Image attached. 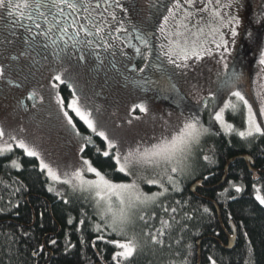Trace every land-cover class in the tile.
I'll return each instance as SVG.
<instances>
[{"label":"trees","instance_id":"trees-1","mask_svg":"<svg viewBox=\"0 0 264 264\" xmlns=\"http://www.w3.org/2000/svg\"><path fill=\"white\" fill-rule=\"evenodd\" d=\"M243 47L250 54L252 46ZM247 56L243 59L245 63ZM248 63L244 68L233 67L230 74L236 71L239 77L237 89L242 90L256 107L253 67ZM154 70H151L152 78L157 77L152 74ZM167 90L165 92L163 86L157 88L158 99L189 110L203 124L209 122L208 119L203 121L196 106L175 85H169ZM60 91L64 95L66 91L71 93L66 84ZM230 97L229 92L220 90L217 107ZM235 113L227 109L226 119L235 123L236 130L245 129L239 125L246 119L245 112ZM78 128L90 134L85 125L78 123ZM210 136H207V145L213 148V153L206 155L208 159L197 157L192 177L181 179L173 189L169 187L160 200L168 208L167 212L157 205L147 215L151 217L147 224L137 220L141 230L138 249L128 260L120 258V264H199V244L200 264H212L210 256L214 257L215 264H264V207L251 192L252 180L247 164L239 159L249 155L254 159L255 167L264 170V136L244 139L234 131ZM92 138L93 143L84 148L83 158L113 181L129 180L116 170L110 157L102 155L106 142L97 136ZM13 161L20 166L13 167ZM227 164L230 166L225 180ZM198 182H203L204 191L195 195L191 188ZM233 183H244L245 188L237 192ZM52 185L45 171H41L39 160L28 157L22 149L16 147L0 154V264H117L113 257L121 249L109 241L118 239L110 240L112 233L104 228L96 214L91 196L80 192L58 195L54 190L49 191ZM212 202L219 206L221 220ZM172 208L176 209L175 213L171 212ZM162 219L170 221L172 227L159 237L162 244H154L147 233L160 229ZM221 221L228 230L231 223L237 228L236 244L231 250L227 249ZM97 224L103 228L102 232L96 231Z\"/></svg>","mask_w":264,"mask_h":264},{"label":"snow or ice","instance_id":"snow-or-ice-1","mask_svg":"<svg viewBox=\"0 0 264 264\" xmlns=\"http://www.w3.org/2000/svg\"><path fill=\"white\" fill-rule=\"evenodd\" d=\"M150 7H155V5H150ZM238 7V0H173L171 7L166 8L167 15L163 16V25L159 28L162 34H166L167 43L162 44L161 48L167 49L165 51L167 62L176 68H190L192 65H189V60L194 63L199 62L206 56L211 57L215 50L230 48L237 36L236 26L240 23L237 14L231 10L238 9ZM111 8H119L122 12L126 10L120 0H103L102 3H93L92 0H0V17L5 14L7 17H15L10 21L11 26H22L27 33V36L22 38V43L26 47L14 59L18 60L23 57L38 62L36 61V55H38L36 49L42 48L50 49L51 55L63 63L64 57L76 54L70 52L69 49L79 46L78 60L84 62L89 55H92L102 64L103 60L100 59L99 52L102 50L115 56L114 49L117 45L114 42L120 40V33H127V29L117 20L116 13L109 11ZM98 9H102L103 13L108 15L97 13L95 10ZM66 10H70L67 17ZM81 14L87 24L80 23V19L75 18L81 17ZM25 20L28 21L27 24L24 23ZM112 22H116L118 27L113 29ZM90 29H94V34L101 37L99 44L94 45L89 39L93 34ZM113 31L116 33L115 36L112 34ZM105 34L111 38L112 43L104 39ZM229 34L232 37L231 42L226 39ZM135 39L146 48L150 47L147 31L137 32ZM69 41L73 43L69 44ZM5 42L13 43L7 39ZM132 47L140 53L139 47L135 45ZM85 48L88 49L87 52L84 51ZM120 52L121 55H126L122 48ZM47 58L45 55L44 59ZM223 61L224 57L221 53L220 62ZM260 64L264 65V54L261 55ZM223 66L227 70V63H223ZM135 70L132 69V71ZM140 71L142 72L143 68ZM5 73V67L0 65V80L5 79ZM225 75H228L227 71ZM54 79L62 80L61 74L55 75ZM238 82L239 77L235 74L228 76L222 82L219 90L229 92L232 97H235V102L229 99L223 108L213 113L214 120L219 122L228 133L236 131L232 124L225 122L224 110L238 111L243 106L247 109L246 129L238 131V136L244 139L253 138L256 135L264 136V127H262L264 121L258 122L257 120V115L264 116V91L256 93L255 99L259 103V109L256 112L253 110V104L246 99V94L237 89ZM36 95L33 92L28 98L34 99ZM211 98L216 100L217 95L213 94ZM40 102L43 103V97H40ZM56 102L71 130L76 136H81L73 117L68 111H64V99L57 98ZM67 107L92 134L106 142L102 155L114 161L119 173L126 177H133L131 182H113L86 159H81L71 167L61 168L60 165L47 161L43 157L39 145L26 142L3 126H0V140L7 137L8 140L16 141L28 157H35L39 160L41 171H45L47 177L53 182L67 185L73 191H80L91 196L95 202L96 214L103 222L104 228L109 229L115 236L124 238L125 242L109 241L114 243L116 248L121 249L113 257L117 260V264H120V258L128 260L135 255L138 249L137 240L128 234L129 229L137 220L148 223L151 217H147V209L150 207L159 205L165 212L168 211V208L164 207L160 201V198L168 192L166 185L176 187L177 181L174 177L180 176L185 171L188 166L187 162L192 159L200 147L204 137L209 133V128L205 127L196 116L181 114L172 120V114L169 113V119L162 121V131L158 135H153L148 140L140 138L128 141L109 132L98 118L93 116V112L81 103V98L75 95V89H73V99ZM138 107L141 112H148L145 105L140 104ZM204 107H207L206 103ZM8 140H4L3 145H0V154L12 150ZM81 141L83 145L91 144L92 135L81 136ZM204 158L208 159L207 156ZM12 164L13 167L20 166L16 161ZM88 173L95 178L87 179L86 174ZM142 184L156 185L161 191L149 195L142 189ZM49 191H53V188L49 187ZM236 191L240 192L241 188L237 187ZM256 191L259 193V189ZM256 199L264 204V196L258 194ZM171 212L175 213L176 209L172 208ZM160 224L161 228L155 233L151 231L147 233L154 244H162L159 237L165 235L166 230L172 227L170 221L163 219ZM96 231H103L100 224L96 225ZM99 238L103 239V236ZM212 264H215V261Z\"/></svg>","mask_w":264,"mask_h":264},{"label":"rangeland","instance_id":"rangeland-1","mask_svg":"<svg viewBox=\"0 0 264 264\" xmlns=\"http://www.w3.org/2000/svg\"><path fill=\"white\" fill-rule=\"evenodd\" d=\"M92 2L96 3L100 2V0H92ZM133 2L134 6L132 8L122 2L126 10L125 14L120 16L127 19L129 27L138 28L144 32L148 30V27L154 21H158L159 28L163 25V16L167 15V13L162 14L163 8L158 6L159 2L155 0H133ZM238 3V9L234 8L231 10L237 14L240 23L236 26L237 36L230 48L215 50L211 57L206 56L199 62L194 63L189 60V65H192L190 68H176L174 65L169 64L165 57V66L168 71L166 73L172 83L179 88L186 99L196 106L197 111L203 117V121L210 119L209 123L204 124L205 127L209 128V133L204 137L192 159L187 162L188 166L185 171L180 176L174 177L177 181L176 186L179 185L181 179L188 180L192 177L193 165H195L197 157L202 156L204 158L209 152L213 153V148L207 145L209 143L207 136L211 134L218 135L222 131L226 132L224 127L214 120L211 112L214 108H218L215 111L218 112L229 99L235 102V97L231 96L218 107L216 103H211L213 101L211 97L217 93L222 82L228 78L231 69L233 67L240 69L241 66L244 68V65L249 62L248 64L253 67L252 87L254 96H256L258 91H264V65L260 64L261 55L264 54V0H238ZM150 5H155V7H150ZM95 11L99 13L101 9ZM68 12L70 10L65 11L66 17ZM151 12L155 14L152 18ZM82 15L75 18L80 19V23L87 24V21L82 19ZM12 19H15V17H7L6 14L0 17V65H3L6 69L5 79L0 80V126L18 135L19 138H23L26 142L39 145V150L47 161L55 162L61 168L75 165L81 159H85L82 155L86 145L82 144L81 136H95L89 129L90 134L79 130L78 123H83L67 107V104L73 99V89H75V95L81 98V103L93 112V116L98 118L99 122L109 132L128 141H135L140 138L148 140L153 135H158L162 131L161 123L163 120L169 119V113L172 114V120H175L181 114L192 116L189 110H182L171 103L158 99L157 90L151 85L147 84L144 86L142 85L143 82L128 83L123 81L121 72L126 78L129 77L128 81H133L139 73L132 71V69L128 70L132 64V52L129 53L124 48L121 40L114 42L117 45L114 49L116 51L115 56L103 51V53L108 54V56L105 55L106 57L117 60V67H111L106 62L103 65L98 64L100 60L92 55H89L84 62H81L77 59L79 52H76L75 48H70L69 50L76 54L64 57L63 63L51 55L50 49L44 50L42 48L36 49V53H38L36 61L38 62H33L23 57L13 61L12 58L17 57L26 47L22 43V38L27 36V33L22 26L12 27L10 24ZM24 23L27 24L28 21L25 20ZM69 31H72V29H69ZM91 31L95 30L91 29ZM112 34L115 36V31ZM157 34L159 37H163L164 41L166 40V34H162L159 30ZM6 39L13 41V43H6ZM104 39L112 43L111 38L106 34ZM226 39L231 42V35H227ZM69 42L71 43V41ZM247 45L252 46L249 51L250 54L246 53L247 51L243 47H247ZM121 48L126 55H121ZM212 48L215 49V46L212 45ZM131 50L133 51L132 47ZM84 51L87 52L88 49H84ZM221 53H223L224 57L223 62H220ZM148 54H150L149 51ZM45 55H47V59H44ZM245 55H248L245 58L246 63L243 60ZM157 57L161 60L160 55L156 56L153 58L155 63L159 62ZM161 63L163 64L162 61ZM223 63H227V70L224 69ZM152 68L155 67L152 66L151 70ZM225 71H227L228 75H225ZM57 74H61L62 80L54 79ZM63 84L69 87L71 93L66 91L67 94L65 93L64 95L60 91ZM33 92L37 94L36 97L29 99L28 97ZM40 97H43V103L40 102ZM57 98L64 99V111H68L69 115L73 117L81 136H76L67 124L60 106L56 102ZM207 102V107H204ZM254 103L256 107L253 106V110L258 112L259 103L256 99ZM140 104L148 108L147 113L139 110L138 105ZM226 110H224L225 122L232 124L236 130L235 123L226 119ZM208 112L210 114L207 116L206 113ZM233 112H237V114L235 113L236 115L239 112H243V114L245 112V117L247 118V109L243 106L240 107V110ZM257 120L258 122L264 121V116L257 115ZM239 125L245 128L246 119L244 123L242 122ZM21 129L23 131H20ZM238 131L239 129L234 132ZM4 140H8V138L4 137L3 140H0V145H3ZM92 140L94 139L92 138ZM8 143L11 144L12 150L16 147L20 148L16 141L8 140ZM82 148L83 151H81ZM128 177L129 180L120 182H131L133 177ZM86 178L94 179L95 177L88 173ZM50 181L53 184L51 187L56 194L66 195L69 192H80L73 191L67 185L53 182L51 179ZM113 182L120 183L119 181ZM166 186L168 191L170 188L173 189L172 185ZM141 187L149 195L161 191L156 185L142 184ZM232 187L233 189L239 187L242 190L241 186ZM258 194L263 196L260 193ZM261 205L264 206V204ZM152 209L153 207L147 209V215L153 211ZM138 224L136 221L134 226L129 229L128 234L129 236H134L139 245L141 230ZM113 236L115 235L111 234L110 240L118 239L121 242H125L123 237Z\"/></svg>","mask_w":264,"mask_h":264},{"label":"flooded vegetation","instance_id":"flooded-vegetation-1","mask_svg":"<svg viewBox=\"0 0 264 264\" xmlns=\"http://www.w3.org/2000/svg\"><path fill=\"white\" fill-rule=\"evenodd\" d=\"M155 1L159 2L158 3L159 5L158 4H156V5H158V6L163 8L162 14L167 13L166 8H170L172 3H173V0H160V1L155 0ZM100 2L102 3L103 0H100ZM120 2H121V4H122V2H125L131 8L134 6L133 0H120ZM109 11H114L116 13L117 20L120 21V23L123 25V27L127 29V33H120V40L123 43L124 48L129 53L132 52V54H131V63L132 64H131V67L128 68V70L129 69L130 70L131 69H136L135 72L139 73V75L136 76L133 81H128L129 77L126 78L123 75V73L121 72V76L123 77V81L128 82V83H136V82L140 83V82H143L144 84L142 83V85L146 86L147 84H149L156 90H157V88L159 89L160 86H163L164 89H165V92H168L167 87L169 85L170 86H174V85H173L172 81L169 79L168 74L166 73L167 70H166V66H165V55H164V52L167 49L166 48H163V49L161 48L162 44H166L165 43L166 40L164 41V38L163 37H159V35L157 34V32L159 30L158 21H154V23L149 26L150 28L148 27L147 33H148V39H149V42H150V47L146 48L142 43H140L139 40L135 39L137 32H142V31H140L138 28L135 29V28L129 27V25L127 24V19L125 17H121L120 16V15L125 14V11L122 12L119 8H111V9H109ZM99 13H103V10L101 9V11H99ZM103 15L107 16L108 14L107 13H103ZM150 15H151V18H152V16H155V14L153 12H151ZM112 27L114 29L116 27H118L116 22H112ZM90 31H91V29H90ZM91 32L93 34L89 37V39H91L93 41L94 45L95 44H99L101 38L94 34L95 31H91ZM153 42H155V44H153ZM71 43H73V42L71 41ZM71 43L69 42V44H71ZM132 45H135L136 47H139L140 50H141L140 53H137L136 50H135V47H132ZM62 47H63V45H62ZM131 47L133 48V51L131 50ZM85 49H87V48H85ZM75 50H76V52H79V46H77L75 48ZM148 51L150 52V54H148ZM70 52H73V51H70ZM161 52H162V54H160ZM99 55H100V59L103 60V63L106 62L109 65H111V67H113V65H115V67H117V64H116L117 60L115 58L106 57V56H108V54L103 53L102 50L99 52ZM159 55L161 57V60L157 57V60L159 62L155 63V61H154L155 59H153V58H155L156 56H159ZM146 56L148 57L147 59L145 58ZM161 61L163 62V64L161 63ZM103 63H102V65H103ZM98 64H101L100 61L98 62ZM145 65H147V66H145ZM152 66L155 67V70L153 71L152 74L157 76L156 78H152L151 77L150 68ZM141 68H143L142 72L140 71ZM232 74L236 75V71L234 73H232ZM230 75L231 74L229 73V76ZM220 87H219V89H220ZM219 89H218V91L216 93L217 99L219 97V92H220ZM198 116H199V114H198ZM247 156H249V155H247ZM245 163L247 164L249 172L251 173V180L252 181H251L250 189H251V192L254 194V198L256 199V195H257V191L256 190L257 189H259V193L264 196V170H260V169H257L255 167L256 164H255V161H254L253 158H252V161H245ZM229 166H230L229 164L226 165V175L224 176L225 180L227 178ZM234 184H235V186H241L242 187V190L240 192H242L243 189L245 188V184L244 183H243L244 185L242 183H238V184L233 183L232 185H234ZM199 189L200 190H197L198 194H199V192H203L204 191L203 187H201ZM234 190H236V189H234ZM219 218L221 220V213H220V217ZM221 223H222V221H221ZM232 226H234L233 223H231V226H230L231 229L228 230L227 228H225L223 226V223H222V228L224 230L225 238L227 240V248H229L230 237H233L235 235L233 230H232ZM234 228L236 229V236H237V234H238L237 233V228L235 226H234ZM221 246L223 247L224 245L221 244ZM198 254H199L198 259H199V264H200V262H201V248H200V245H199ZM209 259L212 262L215 261L213 256H210Z\"/></svg>","mask_w":264,"mask_h":264},{"label":"water","instance_id":"water-1","mask_svg":"<svg viewBox=\"0 0 264 264\" xmlns=\"http://www.w3.org/2000/svg\"><path fill=\"white\" fill-rule=\"evenodd\" d=\"M239 159H242V160H245V161H252V158H251L250 156H247V155L242 156V157H239ZM230 163H231V162H230ZM202 185H203V182H198V183H196V184L191 188L192 193L197 195V189L201 188ZM212 203H213V205L215 206L216 211H217V213H218V215H219V217H220V213H221V211H220L219 206H218L217 204H215L214 202H212ZM232 230H233V232H234L235 235H234L233 237H230L229 248H227L228 250H231V249L234 248V246H235V244H236V240H237L236 229L234 228V226H232ZM199 245H200V244H199Z\"/></svg>","mask_w":264,"mask_h":264}]
</instances>
